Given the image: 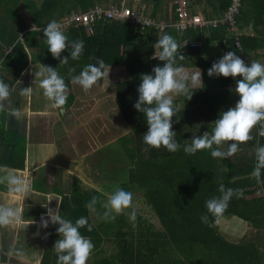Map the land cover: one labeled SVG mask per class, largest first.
<instances>
[{"label": "trees", "instance_id": "16d2710c", "mask_svg": "<svg viewBox=\"0 0 264 264\" xmlns=\"http://www.w3.org/2000/svg\"><path fill=\"white\" fill-rule=\"evenodd\" d=\"M20 1L22 0H0V6H4L5 12V18H1V21H4L3 25L0 27V79L10 85L17 80L28 63V49L31 55L35 53L38 61L56 68L64 78L69 89L64 108H69L75 98L71 75H78L89 63L95 64L96 60L91 59L92 57L104 60L110 68L109 77H103L99 81L112 83L115 104L129 128L127 133L116 139L114 147L118 156L127 160L126 176L115 188L126 191L140 190L145 203L154 212L161 225V229L155 228L140 215H137L134 222L130 221L129 214L125 211L116 215L115 220L105 221L101 218L95 223L92 214L100 211L102 217L104 209L101 205L105 201H101V198L104 192L85 189L80 180L76 179L71 190L62 194L59 205L61 215L73 222L81 216L88 219V223L93 226L92 231L89 232L87 227H84L80 232L94 244L91 255H97L102 251L101 246L104 241L111 240L117 249V252L110 256L96 258L94 264H227L226 258L231 259L236 246L229 244L223 238L216 222L230 214L252 224L264 220V209L258 208L260 205L264 208V183L258 184L251 175L256 162H244L243 155L238 153L234 154L233 158H213L209 149L197 151L193 155L183 151V146L190 144L193 136H202L206 131L211 133L213 121L219 118L220 101L219 103L214 101L216 94L211 92L209 81L205 82L207 85L191 86L193 92L191 100H187L184 95L174 97V105L178 111L173 117V131L176 132V141L181 145L180 150L176 152H169L164 147L152 148L143 142V135L148 130L146 117L133 105L138 100L137 89L141 83V74H151L155 66L163 65L162 61L154 58V53L159 51L155 48V44L160 36L169 34L179 44L186 40V44L183 47L180 45L178 50L185 59L177 60V66L192 69L202 66L199 65L205 59L200 55L202 46L226 38L229 48L233 49L234 35L225 25L204 29L202 32L188 29L180 34L173 26L177 11L174 5L172 21L159 22L163 23L162 27H138L134 31L135 24L131 21L101 19L93 22L92 34L86 30V25L69 27L64 32L69 43L83 40L84 50L78 60H72L71 48H66L65 57L69 60L67 64L61 65L60 60L54 59L48 51V45L43 39L42 19L54 12V19L59 20L66 14L78 10L85 11L97 3L106 5L110 0H42L40 5L34 1L23 0L30 3L28 5L30 20L37 29L30 28L25 22L19 6ZM120 1L111 0V3L119 5ZM142 1H140L141 6ZM213 2L223 13L230 0H213ZM249 3V10L248 8L243 10V3L237 16V24L241 29L246 25V18L250 17L251 8L256 7L251 16L253 24H258L264 17V0H249ZM9 20H12L11 24L7 23ZM20 32H22L21 36ZM205 32L211 35L203 39L202 35ZM239 39L242 41L243 38L240 36ZM192 40L201 41L202 45L190 47ZM7 49L9 51L5 53ZM64 68H74L75 72L70 75ZM181 102L184 103L182 106ZM205 110L208 115L202 122L201 131L194 132L185 139V135L190 130L189 123H186L187 113L191 111L204 114ZM4 113L5 110H0V118ZM3 127L4 123H1V134ZM252 136L253 139L247 143H252L256 147L258 144L260 146L264 144V137ZM224 143L226 148L221 147V150L226 151L228 144L233 141ZM14 148L10 154L11 158L5 164L12 168L23 169L25 156L23 147L17 145ZM0 162L4 161L0 159ZM261 179L264 180V170ZM220 184L225 188L243 189L244 195L242 198L234 196L226 211L217 218L207 212L205 202L220 196ZM108 188L113 187L108 186ZM93 196L98 197L99 202L94 210H90L85 205ZM128 210L131 212L133 209ZM203 215L208 216L206 223L201 221ZM57 227L58 225L51 224L48 229L57 236L58 240L60 237L56 231ZM239 250L243 253L246 248L240 247ZM57 258L55 252L46 253L42 257L41 264H57Z\"/></svg>", "mask_w": 264, "mask_h": 264}, {"label": "crops", "instance_id": "0c3cea01", "mask_svg": "<svg viewBox=\"0 0 264 264\" xmlns=\"http://www.w3.org/2000/svg\"><path fill=\"white\" fill-rule=\"evenodd\" d=\"M30 1H34L37 5H40L42 0ZM137 1L136 3L140 4L141 0ZM172 1L143 0L142 6L147 9V14H145L147 17L156 22L168 23L172 21L174 16L172 14L174 7ZM189 1V8L193 13L210 15L211 17H218L222 13L220 7L215 5L213 0ZM110 3L111 0L107 4ZM206 4L208 5L207 8L205 7ZM249 4V0L245 1L244 5H242L243 10L247 8L249 10ZM20 5L25 22L30 25L33 24L29 16L30 12L26 9L30 3H23L21 1ZM255 8H251L249 12L250 17L246 18V25L243 29L239 27L241 30L240 36L243 38L240 41L241 51H231L216 46V43H208L201 47L200 55L205 59L199 65L211 68L214 62L222 58L229 51L234 52L246 64H250L252 61L264 64V17L260 19L258 24H253L251 16L254 14ZM0 9H4V6H0ZM51 13L44 18L50 16L53 20H56L54 19V12ZM59 20L56 21L58 22ZM47 22L50 21L47 20ZM21 35L22 32H20ZM210 35V33L205 32L202 38L205 39L204 37H209ZM8 51L9 49L5 53ZM120 51H122V48ZM27 52L28 63L17 78L22 83L15 85V81H17L15 80L11 84L13 89L16 88L17 90L12 92L9 109H7L8 101L3 102L6 109L4 115L0 118V124L4 123L3 134L0 132V159L4 162H0V165L7 166L5 163L11 158L10 154L14 151V147L21 145L25 153L23 169L9 166L7 168L14 170L17 175L27 182L28 191L23 196H19L10 193L6 187L0 185V204L7 206L18 204L23 208L20 223L0 226V264H41L44 254L56 253L54 245L57 241V236L48 228L39 227L40 218L41 216H45V219L50 220L46 215L47 210L49 208L53 210L59 209L62 194H66L71 190L76 179H79L81 185L89 190H101L109 186L106 184V178L101 180L100 172L94 174L92 170V167H96L102 169L103 172L105 171L104 174H106L105 161L107 160V155L103 154L108 144L106 132L102 130L101 126L99 131L96 128V131L99 133L98 143L92 138L93 133L89 136L86 135L88 132L85 131L87 129H85L84 124L91 117L88 116L89 113L84 111L81 105L85 100L81 101V98L77 96L78 93L73 91L74 88H77L75 85L72 89L73 94L75 93V98L69 108L61 110L53 107V102L43 95V89L39 87L40 78L35 77V72L39 71L43 64L36 58L34 59L28 49ZM193 61L196 62L195 59ZM64 69L65 72L69 73V69ZM185 70L187 71L186 68ZM199 70L203 78L209 77L206 71L200 67L190 69L192 72ZM239 78V76L236 78L217 76L216 81H209L212 89L211 92L214 93L216 88L220 89L221 84L222 88H224L234 83L231 85L233 87L231 91L236 94L234 88L236 80H239ZM107 82L101 80L96 83L98 84L99 91H95L94 99L101 97L102 92H104L102 87H108ZM72 84L71 82V86ZM94 86L95 84L92 87ZM20 87H32V94L27 97L20 96L18 93ZM218 92L220 93V90ZM226 95V93L222 94L224 97ZM228 95V98L235 104L239 100L237 94L236 97H232L231 94ZM10 109H20L22 113L21 118L17 120L12 116L9 112ZM95 116L99 118L101 125V122L105 120L104 116L100 113H97ZM88 131L90 133L93 132L91 128ZM2 135L4 136L3 138H1ZM251 135H259V125L253 128ZM19 137L23 138V140H18ZM242 146L252 147L247 151L250 154L249 157L245 158L246 154L244 153L243 161L256 162L255 155L252 154L256 146L252 145V143H244L240 144L239 148ZM95 151L99 153L98 156L95 160H90L89 156ZM102 182L105 183L102 185ZM96 183L99 187L95 186ZM100 186L102 187L100 188ZM105 197L104 193L101 201ZM258 208L264 209L263 205H260ZM33 220L35 223L30 224ZM216 225L223 238L229 244L236 246L234 247V253L231 254V259L226 258L225 262L227 264H264V220L259 221L257 224H252L236 215L230 214L220 218L216 222ZM37 233L39 234L37 235ZM45 235H47V239L44 238ZM245 235L248 238H245ZM240 247H245L246 250L242 253L239 250Z\"/></svg>", "mask_w": 264, "mask_h": 264}, {"label": "clouds", "instance_id": "9594fccd", "mask_svg": "<svg viewBox=\"0 0 264 264\" xmlns=\"http://www.w3.org/2000/svg\"><path fill=\"white\" fill-rule=\"evenodd\" d=\"M45 43L48 51L54 59L60 60L61 65L68 63L69 58L61 59V53L67 48H71L70 57L78 60L83 54V40H74L69 43L68 37L62 31V25L56 20L50 21L43 28ZM222 40V39H221ZM218 40V41H221ZM217 41V40H216ZM223 49L231 51H241V48L234 46L233 49L220 45ZM159 51L154 53V58H158L163 65H157L152 69L151 74H141V83L137 89L138 100L133 105L134 108L146 117L147 132L143 135V142L152 148L164 147L169 152L180 150L181 145L176 141V132L173 131V117L178 111L174 105V96L184 95L191 100L193 92L191 86L202 83L201 71L189 73L183 66H177V60L183 61L184 55L179 54L180 44L169 35L163 34L155 44ZM226 52L222 58L214 62L208 69V76L241 77L236 80L234 91L239 96V100L234 107L227 111H221L219 118L213 121L211 133L204 132L202 136L196 135L191 139L190 144L183 146L186 154L193 155L203 149L211 150L213 158H229L236 154L239 145L247 143L253 139L251 132L259 125V135L264 137V64L252 61L246 64L243 59L234 52ZM95 64L89 63L80 71L78 75H71L74 68L69 69L71 82L80 85L85 91L92 88L101 78L109 77L110 68L104 60L96 59ZM35 77L40 78L39 87L43 89V95L53 102V107L63 109L68 99V85L56 68L41 65L40 70L35 72ZM22 82L17 80L15 85ZM16 88L0 79V110H5L4 101L10 104V97ZM32 87H20V96L27 97L32 94ZM9 112L17 120L21 118L20 109H10ZM233 141L228 144L227 150H221L224 142ZM216 147H213V146ZM255 167L251 173L258 184L264 183L261 179L264 170V146L255 149ZM0 185L19 196H23L28 191L27 182L14 170L8 169L6 165H0ZM220 196L213 197L205 202L207 212L219 218L227 209L230 200L235 196L242 198L243 189L225 188L223 184L219 186ZM133 194L122 188H117L107 200L102 203L104 209L102 219L105 221L115 220L116 215L129 209L132 205ZM98 197L93 196L85 205L88 209L94 210L98 203ZM23 208L20 205L7 206L0 204V226L18 224L22 220ZM49 219L41 216V228H48L49 223L58 225L56 231L59 239L55 242L54 249L57 253V264H87L93 251L92 241L83 236L81 228L87 227L90 232L93 226L88 223L86 217H79L73 222L61 215L59 209H48L46 213ZM129 220H136V212L133 209L129 213ZM202 222L208 221V216H201ZM35 223L33 220L30 224ZM39 233H37L38 235ZM47 239V235L44 237Z\"/></svg>", "mask_w": 264, "mask_h": 264}, {"label": "rangeland", "instance_id": "374dc122", "mask_svg": "<svg viewBox=\"0 0 264 264\" xmlns=\"http://www.w3.org/2000/svg\"><path fill=\"white\" fill-rule=\"evenodd\" d=\"M23 1V0H22ZM137 0H127L126 4L133 6V7H139L140 12L147 14V9L146 7L144 8L143 6H141L139 3H136ZM247 1L244 0L242 2V4ZM138 2V1H137ZM23 3H25V1H23ZM21 4V1H20ZM19 4V6L21 7V5ZM206 8L208 7V5L206 4L205 6ZM27 11L30 12L29 7H26ZM53 14V13H51ZM1 18H5V12L3 11V9H0V27H2L3 22L1 21ZM45 19V20H44ZM42 19V24H48L49 22H47V20L51 21L53 20L50 16H48L47 18ZM44 20V22H43ZM46 21V22H45ZM8 24L12 23V20L7 21ZM30 28H35L33 27L34 25H30L28 24ZM66 32V31H63ZM43 39L45 40L46 38L43 36ZM138 51V50H136ZM33 58L35 59V53L33 54ZM65 58V52H62V59ZM125 66V65H124ZM197 67V66H196ZM195 67V68H196ZM200 68H202V70H205L206 73L208 74V67H205V65H202ZM121 69H123L122 65H121ZM187 72L189 73H194L191 72L189 68H186ZM119 75V73H118ZM217 76H213V77H207V78H203L202 76V83H198L196 85H207L205 82L208 81H216ZM241 79V77L239 78ZM234 83H231L227 86H225L224 88H222V84H221V88L220 89H215L214 93L216 94V98L214 99L215 102L220 101V108L218 113H220L221 111H227L229 108L234 107L235 103L228 98V94H231L232 97H236V94H234L231 90H233V87L231 86ZM74 85L77 86V88H74ZM194 85V86H196ZM98 84H95L94 87H92L91 89L85 91L80 85L78 84H72V89L74 88V92L78 93V97L81 98V101H84V103H82V107L84 109V111H86L88 114V116L91 117V119L89 121H85V130L86 132H88V134L86 135H92V138L95 140L96 143L99 142V133L96 131H99L100 126L102 128V130H104L106 132V136H107V148L104 150L105 155H107V160L106 162V174L105 171L103 172L102 169L96 168V167H92L93 173H99L101 174V180L103 179H107L106 184L113 187L108 188L106 186V188L101 189V191H103L106 195V197L103 199V201H106L108 196L111 195L117 188L119 184L118 182L125 177V171H126V164H127V160L123 157L118 156V153H116L114 147L116 146V139L118 137H120L121 135L125 134L128 132L129 128L127 126V124L123 121L122 116L120 115V111L117 108L116 104H115V100H114V88L111 82L108 81V87H102V90L104 92H102V95L99 99L95 100L94 99V94L95 91L98 90L99 88L97 87ZM80 87V88H79ZM77 89V90H75ZM82 90H84V92H82ZM220 90V93L218 92ZM222 91V93H221ZM226 93L227 95L221 96V94ZM75 94V93H74ZM178 96V95H177ZM174 96V97H177ZM85 97V98H84ZM93 97V98H92ZM87 99H89L87 101ZM94 99V100H93ZM181 106L184 104L183 102L180 103ZM97 113H100L101 115L104 116L105 120L101 122H99V118L97 116H95ZM208 112L207 110L204 111V114H197V112H191L189 111L187 113V122L189 123L188 126L190 127V130L187 132V134L185 135V139H188L190 136H192L194 134V132H200L202 129V122L205 120V118L207 117ZM104 123V124H103ZM105 125V126H104ZM91 128V130L93 132H89L88 129ZM103 133V132H102ZM87 136V138H88ZM4 136L2 135L1 138H3ZM105 138V136H104ZM89 139V138H88ZM18 140H23V138L19 137ZM223 149L226 148L225 147V143L222 144L221 146ZM252 147H246V146H242L241 148H239L238 150V155H243V157H249L250 154L247 153V151L249 149H251ZM245 153V154H244ZM99 153L93 152L89 158L90 160H95L96 157L98 156ZM253 155H255V150L252 152ZM113 155V156H112ZM103 157V156H102ZM122 158V159H121ZM231 158H233V156H231ZM94 164V163H93ZM95 166V165H94ZM101 170V171H100ZM106 175V176H105ZM105 182H102V185ZM95 185V184H94ZM96 187H99L96 183L95 185ZM102 186H100L101 188ZM133 194V199H132V205H131V209H134L136 212V217L137 215H140L143 219H145V221H147L148 223H151L153 227L155 228H160L161 229V225L157 219V217L155 216L154 212L149 208V206L145 203L144 201V197L142 195V192L140 190H132L129 191ZM124 211H126V213H130V211L128 209H125ZM100 211H95L92 214V219L96 222H98L101 219L100 216ZM245 238H248V236H244ZM102 251L97 254V255H90L87 264H94V261L96 260V258L98 257H106V256H110L112 253L117 252L116 249V245L110 240V241H104L102 243Z\"/></svg>", "mask_w": 264, "mask_h": 264}, {"label": "built area", "instance_id": "2783aa9c", "mask_svg": "<svg viewBox=\"0 0 264 264\" xmlns=\"http://www.w3.org/2000/svg\"><path fill=\"white\" fill-rule=\"evenodd\" d=\"M244 0H230L229 5L218 17H207L200 13H193L190 11L189 0H173V5H176V20L173 26L176 30L182 34L188 29H194L203 31L204 29L218 27L219 25H225L230 33L234 35V46L241 48L240 34L241 30L237 24V16L240 13V7ZM116 20V21H131L135 24L134 31L144 27H162L163 23L154 21L147 17L144 13L140 12L139 7H133L126 4L125 0H121L119 5L113 3L107 5L95 4L85 11L78 10L67 14L62 17L58 22L62 25V31H67L69 27H78L80 25H86V30L93 33V22L95 20ZM216 46L223 45L227 47L228 41L223 38L221 41H213ZM186 44V40L181 42V47ZM202 45L201 41L192 40L190 47H197Z\"/></svg>", "mask_w": 264, "mask_h": 264}]
</instances>
